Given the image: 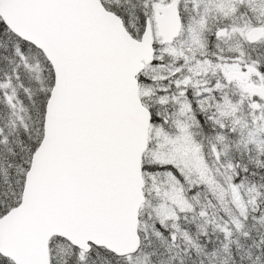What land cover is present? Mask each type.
<instances>
[{"label":"snow or ice","instance_id":"obj_1","mask_svg":"<svg viewBox=\"0 0 264 264\" xmlns=\"http://www.w3.org/2000/svg\"><path fill=\"white\" fill-rule=\"evenodd\" d=\"M0 264H264V0H0Z\"/></svg>","mask_w":264,"mask_h":264}]
</instances>
